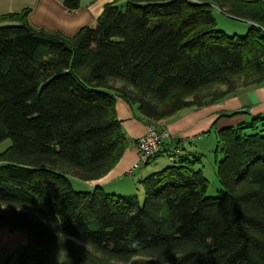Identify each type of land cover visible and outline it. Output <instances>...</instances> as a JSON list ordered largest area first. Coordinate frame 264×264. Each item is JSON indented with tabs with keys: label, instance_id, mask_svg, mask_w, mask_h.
<instances>
[{
	"label": "trees",
	"instance_id": "1",
	"mask_svg": "<svg viewBox=\"0 0 264 264\" xmlns=\"http://www.w3.org/2000/svg\"><path fill=\"white\" fill-rule=\"evenodd\" d=\"M211 6L247 34L219 31ZM26 19L0 26V227L74 264H264V118L214 133L218 198L195 155L140 181L142 203L71 184L122 158L115 96L163 133L181 110L261 85L264 0H117L73 37ZM167 144L160 155L176 154Z\"/></svg>",
	"mask_w": 264,
	"mask_h": 264
},
{
	"label": "crops",
	"instance_id": "2",
	"mask_svg": "<svg viewBox=\"0 0 264 264\" xmlns=\"http://www.w3.org/2000/svg\"><path fill=\"white\" fill-rule=\"evenodd\" d=\"M65 0H0V26L17 24L27 12V23L34 29L48 33H59L73 37L77 32L94 24L104 6L117 0H77L78 8L69 11ZM115 113L128 141L127 148L113 170L103 179L81 182L71 179L79 191L101 188L105 193L116 196H131L132 184L142 180L152 170L140 166L128 175L134 165L139 164L136 141L146 132L145 121L141 119L136 106H130L115 96ZM256 117L264 118V82L259 86L239 89L235 94L200 109H185L162 120L157 125L164 133L173 137L166 142L170 153H179L180 146L189 143L187 155L205 156L201 143L210 144L211 134L223 128L249 123ZM162 169V168H161ZM160 169V170H161ZM0 264H74L64 252L44 251L34 246L26 232L11 231L0 227Z\"/></svg>",
	"mask_w": 264,
	"mask_h": 264
},
{
	"label": "rangeland",
	"instance_id": "3",
	"mask_svg": "<svg viewBox=\"0 0 264 264\" xmlns=\"http://www.w3.org/2000/svg\"><path fill=\"white\" fill-rule=\"evenodd\" d=\"M210 10L215 19L216 27L219 31L225 33L227 36L243 37L247 34L249 27L247 23L222 13L214 6H211ZM201 144L205 148L210 145V148H208V150L204 152L205 156H197L199 158V162L195 164V167L198 171H201L203 173L204 177L208 181V190L206 196L211 199L218 198L222 195L223 189L216 176V163L223 159L222 150L221 147L218 145L213 133L210 137V144ZM9 147V140H6L0 144V160L1 156L9 149ZM189 150L190 147L188 143L187 145L180 146L179 153L171 154L169 157L168 154L155 156L151 158L147 163H141L139 165V172L142 171L143 168H148L149 170H152L150 174H147L145 176L147 177L153 173L160 171L161 168L164 169L169 166L177 165L184 158H188L189 160L193 161L194 158L188 157L187 153H185ZM137 174L138 172L135 173L134 176H136ZM145 177H143L142 180ZM142 180L136 179L134 181V184H132L131 196H127L137 198L140 203H142L143 201V192L139 184ZM73 188L75 191H79L78 186L73 185Z\"/></svg>",
	"mask_w": 264,
	"mask_h": 264
},
{
	"label": "built area",
	"instance_id": "4",
	"mask_svg": "<svg viewBox=\"0 0 264 264\" xmlns=\"http://www.w3.org/2000/svg\"><path fill=\"white\" fill-rule=\"evenodd\" d=\"M146 132L136 141V149L139 157V164L147 163L151 158L160 155L166 142L173 139L168 133H159L153 124H146ZM139 165H134L128 175L133 174Z\"/></svg>",
	"mask_w": 264,
	"mask_h": 264
}]
</instances>
